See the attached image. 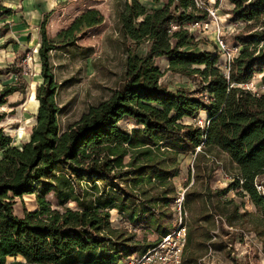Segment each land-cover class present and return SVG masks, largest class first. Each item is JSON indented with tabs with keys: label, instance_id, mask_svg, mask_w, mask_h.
Masks as SVG:
<instances>
[{
	"label": "trees",
	"instance_id": "trees-1",
	"mask_svg": "<svg viewBox=\"0 0 264 264\" xmlns=\"http://www.w3.org/2000/svg\"><path fill=\"white\" fill-rule=\"evenodd\" d=\"M151 1L159 6L147 8L139 0L117 3L116 29L124 55L118 85L62 129L50 62L54 46L47 42V13L43 15L35 123L19 145L0 125V264H113L144 252L176 226L179 193L173 179L180 171L179 155L188 153L194 156L196 177L205 175L207 157L217 163L219 153L236 172L213 192L215 199L213 193L184 191L187 205L203 198V213L192 217L189 228L186 223L183 264H201L203 247H224L211 240L206 221L213 223L216 217L221 223L225 217L233 225L238 205L225 200L230 189L248 196L262 216L259 235H264V194L254 185L264 173V91L245 85L255 74L264 85V0H229L230 22L244 27L233 34L239 50L226 71L218 64V53L185 49L193 39L189 24L208 16L205 6L196 0ZM3 13L10 15L12 8L0 5ZM143 45L144 53L138 54ZM158 57L168 59L173 74L192 78L194 90H171L160 82ZM7 71L16 79L0 89V106L25 84L21 61ZM199 111L207 113V124L184 121ZM3 117L0 113V123ZM124 119L133 127L122 125ZM33 193L37 207L15 215V198ZM112 210L119 225L110 220ZM138 230L157 238L139 241Z\"/></svg>",
	"mask_w": 264,
	"mask_h": 264
},
{
	"label": "rangeland",
	"instance_id": "rangeland-1",
	"mask_svg": "<svg viewBox=\"0 0 264 264\" xmlns=\"http://www.w3.org/2000/svg\"><path fill=\"white\" fill-rule=\"evenodd\" d=\"M120 1L122 0H0V5L12 8L10 15L0 14V26H3L0 32V89L15 81V75L7 71L13 63H23L25 76L21 91L9 95L7 102L0 106V113L4 114L0 125L12 137L14 144L19 145L26 140L35 123L38 106L35 88L42 83L38 49L41 44L39 24L43 15L47 13V42L54 46L50 50V62L54 80L58 84L55 102L60 108L58 123L62 129L77 120L91 105L107 99L118 85L124 61L123 47L116 29L117 3ZM139 1L147 8L159 6L151 0ZM196 3L206 7L208 16L203 20V28L192 31L193 39L185 49L189 52L209 50L214 54L218 53V64L226 71L231 57L239 50L233 34L243 29L244 24L230 22L228 12L233 5L229 0H196ZM209 10H213L217 17H213ZM222 39L226 41L223 47L219 43ZM144 46L137 49L138 54L144 53ZM155 63L163 72L160 82L166 83L169 89L189 86L194 90L196 84H193L192 78L167 70V58L158 57ZM260 76L253 75L245 84L246 87L253 91H264ZM196 120L207 124V113L199 111L194 119L184 118L187 123H195ZM121 124L129 129L133 127V123L127 119L122 120ZM218 156L217 163L212 162L208 156L209 161L204 163L208 167L205 175L196 177L192 167L194 156L191 153L180 154V171L173 179L178 193H183L186 188H193L203 194H212L216 189L224 188L228 184L227 177L234 174L236 168L224 153H219ZM46 198L56 207L51 194ZM226 199H232L238 205V215L231 219L232 226L228 225L223 216L221 223L216 217L213 223L206 221L210 227L211 240L224 244V247H203L201 264H264V235H259L262 230L261 214L256 211L247 195H241L234 189L226 193ZM202 202L203 198L202 201L194 200L187 205L183 198L188 228L192 217L203 213ZM68 205L73 206V203ZM36 207L35 193L25 194L15 198L13 212L21 217L24 209L33 210ZM119 219L117 211L112 210L113 224L119 225ZM136 234L139 241L151 242L157 238L151 231L138 230Z\"/></svg>",
	"mask_w": 264,
	"mask_h": 264
},
{
	"label": "built area",
	"instance_id": "built-area-1",
	"mask_svg": "<svg viewBox=\"0 0 264 264\" xmlns=\"http://www.w3.org/2000/svg\"><path fill=\"white\" fill-rule=\"evenodd\" d=\"M209 12L213 17H217L213 10H209ZM204 24L203 20L195 21L189 24V28L193 30L203 28ZM219 43L223 47L224 43L222 40ZM195 123L204 125L206 122L202 123V120H196ZM198 149L199 147H197ZM227 178L228 181L231 180V177ZM254 185L259 193L264 194V173L255 177ZM183 194L184 192L179 194L174 206L177 211L175 228L171 232L161 236L156 244L148 247L144 252L129 255L113 264H183V255L187 242L186 218L183 211L185 209L182 203Z\"/></svg>",
	"mask_w": 264,
	"mask_h": 264
}]
</instances>
